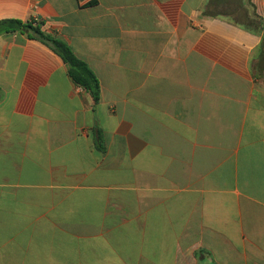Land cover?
Masks as SVG:
<instances>
[{"label":"crops","instance_id":"0c3cea01","mask_svg":"<svg viewBox=\"0 0 264 264\" xmlns=\"http://www.w3.org/2000/svg\"><path fill=\"white\" fill-rule=\"evenodd\" d=\"M6 20L101 94L0 34V264H264V0H0Z\"/></svg>","mask_w":264,"mask_h":264},{"label":"trees","instance_id":"16d2710c","mask_svg":"<svg viewBox=\"0 0 264 264\" xmlns=\"http://www.w3.org/2000/svg\"><path fill=\"white\" fill-rule=\"evenodd\" d=\"M27 33L31 38L38 39L58 54L68 66L69 75L73 82L90 92L96 102L100 99V84L97 76L86 62L78 58L64 42L45 35L35 21L22 22L18 20H6L0 22V34L9 32Z\"/></svg>","mask_w":264,"mask_h":264},{"label":"rangeland","instance_id":"374dc122","mask_svg":"<svg viewBox=\"0 0 264 264\" xmlns=\"http://www.w3.org/2000/svg\"><path fill=\"white\" fill-rule=\"evenodd\" d=\"M239 19H242V17H238Z\"/></svg>","mask_w":264,"mask_h":264},{"label":"built area","instance_id":"2783aa9c","mask_svg":"<svg viewBox=\"0 0 264 264\" xmlns=\"http://www.w3.org/2000/svg\"><path fill=\"white\" fill-rule=\"evenodd\" d=\"M35 22L37 23V20H35Z\"/></svg>","mask_w":264,"mask_h":264}]
</instances>
